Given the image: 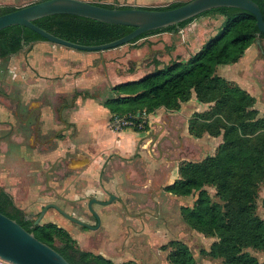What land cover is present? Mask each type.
<instances>
[{
  "label": "rangeland",
  "instance_id": "rangeland-1",
  "mask_svg": "<svg viewBox=\"0 0 264 264\" xmlns=\"http://www.w3.org/2000/svg\"><path fill=\"white\" fill-rule=\"evenodd\" d=\"M40 1L43 0H0V7L19 8ZM152 1L157 7H166L190 0ZM219 29L208 39L217 35ZM47 46L58 45L48 43ZM120 48L104 52L108 54ZM42 49L35 43L15 56L0 60V190L9 192L31 221L52 203L77 219L95 223L88 210L90 200L106 201L110 195L115 196L117 200L111 206L93 205L102 224L97 232L78 226L56 210H49L41 221V224H57L70 234L77 247L100 254L115 264H171L168 258L175 242L186 244L198 264H225L223 258L208 255L217 238L194 230L182 216V208H193L197 195L178 197L164 191L165 186L178 179V168L183 161H201L213 156L222 143V137L206 135L195 140L187 134L189 116L209 107L193 102L182 106L178 112L165 111V115L157 112L152 125L148 118L144 125L148 128L143 127L144 131L133 135L129 150L120 156L108 153L96 156L75 144L76 134L82 132H76L65 109L64 117L60 118L58 112L72 97L90 96L103 103L114 95L110 92L113 86L107 78L106 61L95 60L75 69L76 73L79 70L77 74L87 73L92 87L80 91L75 84L65 83L66 88L61 90L55 88L61 75L51 73L52 76L44 77L40 72L45 63L54 64L53 60L44 59ZM172 49L175 46H159L165 58ZM250 50L253 54L248 62L251 70L239 74L256 98V108L262 117L264 41L252 45ZM52 52L47 53L52 56ZM180 56L185 57V51ZM249 56L247 54L246 58ZM230 66L218 67L217 74L240 86ZM68 70L70 75H75L72 69ZM33 107L40 111L31 116ZM42 109L49 112L44 118L39 115ZM101 117L98 121H109L103 112ZM111 127L115 129L112 123ZM83 159L85 163L80 164ZM207 190L218 202L216 190L212 187ZM263 200L264 183L258 200V214L262 219ZM56 244L60 245V241ZM95 245L102 247V251L96 250ZM114 254L120 257H112ZM0 264L8 263L0 260Z\"/></svg>",
  "mask_w": 264,
  "mask_h": 264
},
{
  "label": "trees",
  "instance_id": "trees-1",
  "mask_svg": "<svg viewBox=\"0 0 264 264\" xmlns=\"http://www.w3.org/2000/svg\"><path fill=\"white\" fill-rule=\"evenodd\" d=\"M253 1L259 5L264 18V0ZM90 3L108 9L130 8L101 1ZM185 3L149 9L170 10ZM17 9L0 7V16ZM216 14L224 18L219 32L187 62L175 61L160 69L162 60L155 56L147 63V66L154 67L152 73L112 87L110 92L114 95L102 104L110 111L113 125L117 119L125 118L133 125L123 130L132 129L137 133L144 131L143 127L148 128L144 126V112L148 116L162 108L178 112L194 96L199 103L210 105L207 111L192 115L188 132L195 139L206 135L222 137V143L213 156L201 161H183L178 168V179L165 186L164 191L178 197L197 195L193 208H182V216L194 230L217 238L208 255L223 258L225 264H264L250 252L264 251V219L258 214L260 188L264 183V116L260 117L257 100L252 94L217 74L218 67L239 63L257 39L261 43L264 41V34L258 37L256 17L242 9L219 8L196 18ZM196 18L178 28L146 33L129 44L157 33L179 32ZM35 24L60 38L82 45L109 43L134 30L74 15L50 16L35 21ZM23 40L27 47L47 42L26 27L7 28L0 31V60L22 52ZM207 187L216 190L218 202L214 201ZM0 212L53 247L70 264H115L77 247L70 234L55 223L35 225L4 189L0 190ZM57 240L60 245L56 244ZM172 246L174 249L168 258L171 264H198L186 244L175 242Z\"/></svg>",
  "mask_w": 264,
  "mask_h": 264
},
{
  "label": "crops",
  "instance_id": "crops-1",
  "mask_svg": "<svg viewBox=\"0 0 264 264\" xmlns=\"http://www.w3.org/2000/svg\"><path fill=\"white\" fill-rule=\"evenodd\" d=\"M83 1L94 2L93 0ZM98 1L116 3L120 6H135L142 8L157 7V3H152V0ZM223 22L224 18L220 15L202 16L196 18L193 22L188 24L184 29L180 30L179 32H162L153 34L144 37L133 44L122 46L119 50H116V52H111L108 54H106V52H94L86 54L81 52H75L69 48H65L62 46H47L49 42H39L37 43V45L43 48L41 51L44 52V59H51L54 61L53 65H47L45 63L42 67H40V72L44 77L52 76L51 73H53L55 76L57 74L61 75V79L58 80L57 84L55 85L56 89H65V83H72L76 85L75 88L81 91L85 90V88L88 86L92 87L93 84L91 80L88 79L87 73L77 74L79 70L76 73L75 69L79 67H84L92 61L102 60L106 61L107 78L111 82V85L113 87L122 83L136 81L143 78L147 74L152 73L155 70L153 66H147V63H149L155 56H158V58L162 60V63L159 65L160 69L175 61L187 62L192 57V55L197 53L202 48L204 43L207 41L208 36L214 34L215 30L219 29L222 26ZM215 24H217V26H215ZM161 44L163 46H175V49L171 50V53L167 58L163 57L161 54V50H159V46ZM57 47H59V50ZM250 49L246 52L244 58L241 59L239 63L234 64L232 66L229 65L231 67L229 68L230 71H233L235 73V75L232 76H234L236 80L240 82H238L240 86L248 92L250 90L243 84V80L240 77L239 72L245 70L248 73L251 70L248 62L250 59H252L253 54L250 52ZM51 50H53L52 56L47 53ZM183 51H185L186 56L181 58L180 55L183 54ZM247 54L250 55L248 59L246 58ZM69 68L73 70L72 72L75 75H70V72H68ZM111 70L116 71H114L112 74ZM80 91L79 93L81 94L82 92ZM249 93L253 95L251 91ZM193 102L198 103L201 106H208L210 108V105L208 104L199 103L196 100L195 96L189 103L184 105H188ZM59 109L60 110L58 113L60 114V118L64 117L63 109H65L66 113L70 116V123L76 127V130H78L76 132H82L76 134L77 136L75 139V144H77L78 147L84 148V151L89 150V152H93L96 156L100 153H108L120 156L121 153H124L125 151L130 149V145L133 140V135L135 133L139 134L133 131L132 129H127V131H116L115 129H113L111 127L110 122V111L103 106L102 102H99L97 99H95V97H78L76 99L72 97V101L70 103H65L63 107L60 106ZM165 111L167 110L162 108L159 109L157 112H159V114H164ZM102 112L103 114H106L107 121L109 120L107 123H103V121H98V118L102 116ZM195 113L196 112H194L193 114ZM46 114H49V112L45 109H42L40 117L44 118ZM155 114H151L149 116L151 125L153 123V115ZM191 117L189 116L188 122ZM70 127L72 126L70 125ZM187 134L189 135L188 130ZM83 163H85L84 159L80 164ZM101 248L102 247L95 245L96 250L102 251ZM250 252L258 258L260 263H264V251L250 250ZM112 257L120 256L114 254L112 255Z\"/></svg>",
  "mask_w": 264,
  "mask_h": 264
},
{
  "label": "water",
  "instance_id": "water-1",
  "mask_svg": "<svg viewBox=\"0 0 264 264\" xmlns=\"http://www.w3.org/2000/svg\"><path fill=\"white\" fill-rule=\"evenodd\" d=\"M219 8H237L245 10L256 17L259 29L258 37L264 34V18L259 5L253 0H190L183 6L170 10H154L135 7L108 9L83 0H43L27 6L19 7L16 11L0 16V31L14 26L26 27L40 35L47 42L74 49L81 52H104L128 45L138 37L180 24L194 19L206 12ZM55 15H74L107 24L132 27L134 30L128 35L100 45H82L60 38L47 30L37 26L35 21ZM26 49L25 41H22ZM256 44L261 41L257 39ZM116 197L105 204L110 205ZM90 201L89 210L99 218L93 210ZM56 209L68 220L91 228L87 223L74 218L55 204L46 205L35 221L39 225L49 209ZM99 223L95 228L99 229ZM0 260L8 264H70L57 250L37 239L17 221L0 212Z\"/></svg>",
  "mask_w": 264,
  "mask_h": 264
},
{
  "label": "flooded vegetation",
  "instance_id": "flooded-vegetation-1",
  "mask_svg": "<svg viewBox=\"0 0 264 264\" xmlns=\"http://www.w3.org/2000/svg\"><path fill=\"white\" fill-rule=\"evenodd\" d=\"M36 111H40L38 108H36V107H33L32 109H31V112H30V114H31V116L33 115V113H35ZM39 115H40V113H39ZM39 119V118H38ZM38 121V125H37V127H38V129H39V120H37ZM6 191V190H5ZM7 192V191H6ZM10 194V193H9ZM11 195V194H10ZM12 196V195H11ZM111 196L112 195H110V199H111ZM93 199H95V198H92L91 200H93ZM109 199V200H110ZM13 200H14V198H13ZM90 200V201H91ZM97 200V199H96ZM109 200H104V201H101V200H98V202L96 203H94L93 205H98V206H106L105 204L109 201ZM117 200V198L115 199V201ZM114 201V202H115ZM15 202V201H14ZM113 202V203H114ZM90 203V202H89ZM112 203V204H113ZM52 204V203H51ZM112 204H110V205H107V206H111ZM56 205V204H55ZM89 205V204H88ZM58 206V205H57ZM60 207V206H59ZM61 208V207H60ZM89 208V207H88ZM21 209V208H20ZM23 210V209H22ZM49 210H56V209H54V208H52V209H49ZM49 210H48V212H49ZM89 210V209H88ZM57 211V210H56ZM65 211V210H64ZM48 212L46 213V214H48ZM58 212V211H57ZM66 212V211H65ZM89 212L91 213V215H92V217H93V219H94V221H95V223H91V222H85V221H83V222H85V223H87L88 225H90L91 226V228H86V227H84V226H82V225H79V224H77V223H75V224H77L78 226H81V227H83V228H85L86 230H90V231H95V232H97V231H99L100 229H102V224H101V222H100V218H97V216H95L90 210H89ZM60 215H61V213L60 212H58ZM40 215V214H39ZM70 215V214H69ZM98 215V214H97ZM28 216V215H27ZM61 216H63V215H61ZM72 216V215H71ZM99 216V215H98ZM64 217V216H63ZM74 217V216H73ZM29 220H31V218L28 216L27 217ZM65 218V217H64ZM75 218V217H74ZM67 219V218H66ZM77 219V218H76ZM37 219H35V220H32V221H34V223H35V221H36ZM68 220V219H67ZM78 220H80V219H78ZM70 221V220H69ZM82 221V220H81ZM72 222V221H71ZM74 223V222H73ZM101 224V226H100V228L99 229H97V230H95V229H92V228H95L98 224ZM41 224V223H40ZM39 224V225H40ZM98 255H100V254H98Z\"/></svg>",
  "mask_w": 264,
  "mask_h": 264
},
{
  "label": "built area",
  "instance_id": "built-area-1",
  "mask_svg": "<svg viewBox=\"0 0 264 264\" xmlns=\"http://www.w3.org/2000/svg\"><path fill=\"white\" fill-rule=\"evenodd\" d=\"M141 117V116H140ZM144 122L148 120L149 116L144 112L142 116ZM133 125V122L130 120H127L125 118L123 119H117L114 123L115 129L117 130H123V128Z\"/></svg>",
  "mask_w": 264,
  "mask_h": 264
}]
</instances>
